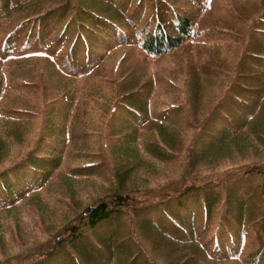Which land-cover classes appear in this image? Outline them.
<instances>
[{"label":"trees","instance_id":"1","mask_svg":"<svg viewBox=\"0 0 264 264\" xmlns=\"http://www.w3.org/2000/svg\"><path fill=\"white\" fill-rule=\"evenodd\" d=\"M215 3L0 0V161H16L0 171V217L30 207L71 213L0 264H204L225 260L247 226L264 235V163L211 170L243 139L264 153V6L248 21L237 12L229 24L206 27ZM243 22L255 53H245L199 119L176 80L143 81L128 68L135 59L111 60L137 47L153 65L202 40L217 58ZM53 82L58 95L48 97L42 89ZM37 87L40 100L31 94ZM34 137L27 155L15 157ZM148 173L173 178L133 187ZM83 181L107 193L77 211L58 191L73 198ZM152 237L182 255L158 251ZM249 263L264 264L255 255Z\"/></svg>","mask_w":264,"mask_h":264},{"label":"rangeland","instance_id":"2","mask_svg":"<svg viewBox=\"0 0 264 264\" xmlns=\"http://www.w3.org/2000/svg\"><path fill=\"white\" fill-rule=\"evenodd\" d=\"M259 1L256 4L254 0H216L212 9L202 18V23L206 27L216 24L219 20H221V23L229 24L232 16L236 19L237 12L246 19L245 21H248L256 15L260 6H264V0ZM238 26L242 28L243 32L238 34L239 36L237 37L228 38L225 43L220 45V55L217 58L210 55V49L205 47L203 44L205 41L202 40L195 45L193 44L188 49L155 62L153 65L140 61L142 60V54L137 47L121 49L114 53L111 60H113L112 63H120L125 56L135 59L134 64L128 68H137L143 77V81H154L159 76H166L176 80L183 88L184 96L187 98L189 95L195 101L194 113L196 118L199 119L205 106L215 105L223 96L230 81L229 76L237 69V65L240 64L245 53H249V51L254 52L251 46L253 40L246 33L249 25L243 22ZM186 70L189 75L186 74ZM188 81L190 84H188ZM50 86L51 88L47 90L44 89L46 88V85H44L42 91L48 97H56L58 92L53 88L54 82ZM160 87L163 88L165 86L161 85ZM42 91L37 87L31 94L34 99L39 98L40 100L43 95L41 94ZM73 131V133L76 132L75 130ZM34 142L35 137L28 143V146L14 149V156L16 157V154L26 156L30 151L29 149H32L34 146ZM255 146L250 145L249 139L239 141L238 144L232 146L231 151L225 152L217 158L220 161L215 162L218 164L214 168H211V170H228L243 166L244 164H263L264 153L258 145ZM183 149L184 146L178 148V150ZM9 160L3 159L0 161V171L16 164V161L11 164ZM207 165L209 166V163ZM201 170L208 171L209 168L204 166L202 169L201 165H198L197 171L201 172ZM172 178L170 174L161 173L157 175L156 173H148L145 176H139V180L133 181L135 183L133 187L137 189L160 187L161 184ZM143 182H145V185L142 184ZM87 184L86 181H83V185H80V187H84L73 198L65 196L60 189L58 191L54 188L56 192L58 191L59 195L66 197L70 205L78 211L107 193L106 189L100 188L98 183ZM64 209L68 210L67 208ZM63 212L64 210L61 211L58 208L46 209L45 207H41L39 210H36L35 207H30L8 214L3 213L0 217V260L18 252L22 247L24 248L44 240L49 233H52L63 224L66 221V217L71 214L70 212L67 214ZM241 240L246 244V248L243 245L241 246V257L238 259H225L222 261H211V259H208L204 264H246V259L249 255L257 256L264 263V235L258 236L252 226H247L246 232L241 235ZM150 243L158 251L160 248V251L166 253V255L177 253L182 255V248L169 244L159 237L150 238ZM158 251L155 252L158 253Z\"/></svg>","mask_w":264,"mask_h":264}]
</instances>
